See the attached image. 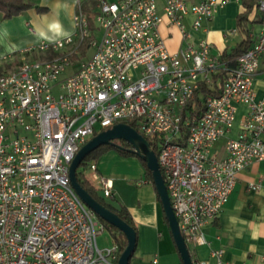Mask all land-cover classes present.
<instances>
[{
	"label": "built area",
	"instance_id": "2783aa9c",
	"mask_svg": "<svg viewBox=\"0 0 264 264\" xmlns=\"http://www.w3.org/2000/svg\"><path fill=\"white\" fill-rule=\"evenodd\" d=\"M224 4L97 0L91 32L77 0L69 36L19 52V65L0 75V264H117L116 242L98 247L106 228L73 191L68 169L92 137L128 122L157 145L186 245L207 244L203 228L222 211L237 174L264 158V96L256 99L252 87L264 55V0H256L260 31L233 67L192 35ZM163 23L179 29L183 47L175 53L160 36ZM35 52L49 58L28 59ZM215 76L218 94L195 115L196 91ZM237 104L247 111L229 138ZM223 138L221 157L214 146ZM86 173L97 193L113 196L112 180L97 174L95 161ZM222 254L212 256L221 263Z\"/></svg>",
	"mask_w": 264,
	"mask_h": 264
},
{
	"label": "crops",
	"instance_id": "0c3cea01",
	"mask_svg": "<svg viewBox=\"0 0 264 264\" xmlns=\"http://www.w3.org/2000/svg\"><path fill=\"white\" fill-rule=\"evenodd\" d=\"M25 1L32 8L19 16L4 20L0 13V59L11 64L20 59V51L73 32L77 0ZM79 1L82 4L83 0ZM185 1L195 3L198 0ZM217 1H225L224 6L205 24V31L192 34L193 39L207 40L211 43V52L220 55L243 41L246 33L251 46L260 31V22L256 23L261 19L259 11L253 8L248 13L247 23L240 27L237 18L245 12L242 0ZM191 21V16L183 21L187 30ZM159 33L168 52L175 53L183 47L176 26L163 23ZM252 87L256 99L264 96V55L260 58ZM246 111L243 104L236 105L234 122L227 137L237 136ZM262 138L264 140V136ZM225 140H219L214 146V151L221 157L225 155ZM95 162L97 174L110 178L113 183V196L105 199L98 193L99 197L114 209H126L135 227L136 245L129 264H181L159 197L140 160L136 156L109 151ZM83 174L86 176V170ZM253 184L259 188L251 189ZM203 231L207 244L188 246L196 264H264V158L252 162L237 174L222 211ZM219 249L223 250L221 263L212 256Z\"/></svg>",
	"mask_w": 264,
	"mask_h": 264
},
{
	"label": "water",
	"instance_id": "95a60500",
	"mask_svg": "<svg viewBox=\"0 0 264 264\" xmlns=\"http://www.w3.org/2000/svg\"><path fill=\"white\" fill-rule=\"evenodd\" d=\"M115 140H121L128 143L135 156L145 163L146 168L151 174L153 185L159 197L180 260L182 264H194L171 208L170 199L158 165L157 157L146 139L127 124L114 125L112 128L102 131L92 137L78 150L68 169L70 185L83 204L92 210L101 220L115 227L124 234L127 244L120 254L117 264H129L135 250L136 233L133 228L123 222L115 213L93 199L91 195L81 187L76 177L77 168L91 152L103 145L112 144L115 146L113 143ZM116 147L122 149L121 146L116 145Z\"/></svg>",
	"mask_w": 264,
	"mask_h": 264
},
{
	"label": "trees",
	"instance_id": "16d2710c",
	"mask_svg": "<svg viewBox=\"0 0 264 264\" xmlns=\"http://www.w3.org/2000/svg\"><path fill=\"white\" fill-rule=\"evenodd\" d=\"M91 4H88V2L84 1L81 4V9L83 13L85 14L88 22L89 29L91 32L94 30V4L95 0L90 1ZM242 5L245 8V12L238 16L237 18V25L241 27V25H245L247 23V16L248 13L253 9L256 8V2L255 0H242ZM32 8V5L27 3L25 0H0V13L2 14V18L4 20L12 19L16 16H19L23 12L29 10ZM39 11L43 12L45 10L39 9ZM262 19L258 20L256 23H261ZM251 40L248 37V34L246 33V37L243 41L238 43L235 47H233L229 52H223L220 55L221 61L229 67H233L236 65L237 60L239 57L250 47ZM14 65H16L14 63ZM19 65V64H18ZM17 66V65H16ZM1 72V68H0ZM2 75V74H1ZM220 76V75H219ZM219 76H215L210 84L202 83L199 87V90L196 91L194 95V102L196 104V110L194 112L195 115H200L204 110V104H205V98L207 96H215L218 94L217 90H215V83ZM214 88V89H213ZM128 125L131 126L133 129L136 130V127L133 123L128 122ZM137 131V130H136ZM146 141L149 143L150 148L153 150L155 155L157 156V145L155 143H152L149 139H146ZM114 143V141H113ZM120 146L122 149L117 148L116 146L112 144L103 145L95 149L93 152H91L84 161L80 164V166L76 170V177L78 183L81 185L83 189H85L93 199H95L98 203L105 206L107 209L115 213L123 222H125L127 225H129L136 233L135 227L133 225V222L124 208L120 209H114L108 204L105 203V201L99 197L98 193L92 188V186L87 182V180L84 178V171L86 170L89 161H96L99 157H101L104 153L107 151H110L111 149H115L120 155L122 156H135V154L132 152L131 146L126 143L125 141H121ZM138 158V157H137ZM139 159V158H138ZM140 160V159H139ZM89 162V163H87ZM141 164L144 166L149 180L152 182V177L148 169L146 168L145 163L140 160ZM86 165V166H85ZM153 183V182H152ZM99 221L105 226L106 230L109 232L110 237L116 242L117 244V259L126 247V238L123 233H121L118 229L115 227L109 225L108 223L101 220L99 217H97ZM166 221V218H165ZM167 223V221H166ZM188 248V246H187ZM189 250V248H188ZM190 253V250H189ZM191 259L194 264L195 261L192 258V255L190 253ZM117 262V260H116ZM182 264V262H181Z\"/></svg>",
	"mask_w": 264,
	"mask_h": 264
},
{
	"label": "rangeland",
	"instance_id": "374dc122",
	"mask_svg": "<svg viewBox=\"0 0 264 264\" xmlns=\"http://www.w3.org/2000/svg\"><path fill=\"white\" fill-rule=\"evenodd\" d=\"M82 1V0H81ZM84 1H86V2H88V4H91V0H83V2ZM96 5H97V0H95V4H94V6H93V8L95 9L96 8ZM94 34H95V36L96 37H100V33H98L97 31H95L94 32ZM165 38V40L167 41V36H165L164 37ZM91 50H88L87 52H86V58L87 57H89L90 55H91ZM39 53H37V52H35L34 53V55H32V56H30V57H32V58H28V59H36L37 57H36V55H38ZM39 56V55H38ZM38 58H41V59H45V58H49V56H46V57H38ZM19 62H20V60H17V61H15L14 63L16 64V65H18L19 64ZM14 63H10V62H7V61H4L3 59H0V68H1V72H0V75L1 74H3V73H6V72H8V71H10V70H12L13 68H15L16 67V65H14ZM73 71V69H68L62 76H61V78H64V77H66L67 75H69L71 72ZM114 144H115V146L117 145V146H120V144H121V140H115L114 141ZM111 152H114V153H118L115 149H111L110 150ZM107 152H109V151H107ZM106 152V153H107ZM105 154V153H104ZM89 162H91V161H89ZM89 162H87V163H89ZM86 166V165H85ZM111 237H110V234H109V232L107 231V230H105L103 233H101L98 237H97V245H98V247L99 248H105V247H107V246H110V244H111Z\"/></svg>",
	"mask_w": 264,
	"mask_h": 264
},
{
	"label": "clouds",
	"instance_id": "9594fccd",
	"mask_svg": "<svg viewBox=\"0 0 264 264\" xmlns=\"http://www.w3.org/2000/svg\"><path fill=\"white\" fill-rule=\"evenodd\" d=\"M64 35H67V33H64Z\"/></svg>",
	"mask_w": 264,
	"mask_h": 264
}]
</instances>
